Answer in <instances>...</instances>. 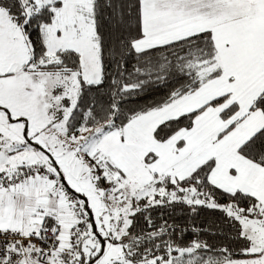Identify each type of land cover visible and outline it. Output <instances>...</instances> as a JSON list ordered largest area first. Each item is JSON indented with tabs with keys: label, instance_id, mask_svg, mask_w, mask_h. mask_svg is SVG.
<instances>
[{
	"label": "snow or ice",
	"instance_id": "1",
	"mask_svg": "<svg viewBox=\"0 0 264 264\" xmlns=\"http://www.w3.org/2000/svg\"><path fill=\"white\" fill-rule=\"evenodd\" d=\"M0 264H264V0H0Z\"/></svg>",
	"mask_w": 264,
	"mask_h": 264
},
{
	"label": "trees",
	"instance_id": "2",
	"mask_svg": "<svg viewBox=\"0 0 264 264\" xmlns=\"http://www.w3.org/2000/svg\"><path fill=\"white\" fill-rule=\"evenodd\" d=\"M217 216H219V213L206 212L201 215L198 222L203 221L204 223H208L209 221L216 219ZM180 219H182V217Z\"/></svg>",
	"mask_w": 264,
	"mask_h": 264
}]
</instances>
